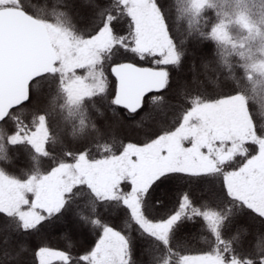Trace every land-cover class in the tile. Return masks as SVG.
Wrapping results in <instances>:
<instances>
[{
	"label": "snow or ice",
	"instance_id": "obj_1",
	"mask_svg": "<svg viewBox=\"0 0 264 264\" xmlns=\"http://www.w3.org/2000/svg\"><path fill=\"white\" fill-rule=\"evenodd\" d=\"M18 2L27 15H34L31 9L24 7L23 0ZM73 6L87 14L89 27L80 30L72 25L71 30L54 31L50 51L45 55L44 67L48 70L27 79L23 98L0 115V162L15 165L23 157L25 163L39 169L43 160L51 161L44 175L56 188L53 199L33 190L32 197L27 198L36 201L30 218L0 210V217L14 220L22 233L36 232L47 222L60 239L67 241L64 248H53L46 240L37 242L32 249V264H137L136 235L142 236L146 245L140 250V255L146 257L142 264H264V187L245 192L228 181L229 172L237 178L244 176L254 163L246 149L251 148L255 153V141L242 146L248 163L240 169L230 167L239 151L213 160L210 166L192 167L181 160L169 161L142 181L125 178L101 193L92 180L85 178V162L89 161L91 147L87 145L82 151L66 149L57 159L48 148L49 142L54 144L55 139L47 136L48 119L57 92L65 98L61 123L67 126L68 117L78 118V130L73 126L70 133L74 143L90 132L99 141L104 135V121L109 114L116 116L115 108L135 114L148 106L166 114L164 106L176 101L164 94L172 84L170 70L179 72L189 57L192 75L178 81L174 90L175 96L188 105L184 113L187 122L198 118L201 100L209 97L210 87L216 95L202 107L223 112L238 109L246 113L252 131L259 136L260 128L264 127L261 123L264 103L255 94L253 72L264 73V59L253 63L245 55L242 44L230 43L231 36L224 23L229 14L217 0H171L172 24L169 10L160 0H140L139 19L135 13L125 11L137 7L134 0H74V5L66 4V11L60 15L70 13ZM121 15L125 16L124 21ZM178 19L181 31H177ZM236 22L247 29L251 37L249 21L238 16ZM141 25L143 38L138 40ZM102 37L108 40L104 47H101ZM229 48L231 52L227 51ZM129 55L132 59H120ZM143 61H148L147 68ZM105 65L110 71H105ZM121 65L143 69L155 78V86L137 93L131 101H122L117 94V70ZM81 70H86V75L78 76ZM89 80L94 87L89 85ZM112 139L115 140V136ZM120 142L123 145V140ZM108 147L105 142V150ZM184 147L176 143L177 151ZM10 150L14 156L8 155ZM260 152L264 158V143L260 145ZM192 153H203V149L199 144H192L186 155ZM209 156L211 158V154ZM3 171L0 168V172ZM179 180L215 181L221 190L217 203H196L185 191L179 195L174 209L165 215L153 216L148 203L151 194L157 189L171 191ZM84 196L88 199L80 201ZM109 202H116V210H126L121 230L100 219L101 212L108 211ZM162 204L158 199L152 207ZM69 207L73 209L71 219L77 220L79 225L66 218ZM77 226L99 229L100 234L90 250L73 255L70 231ZM197 238L202 248L189 243ZM12 243L11 234L0 240V245L5 246L0 249V264H8L29 250V243H20L13 255L8 247Z\"/></svg>",
	"mask_w": 264,
	"mask_h": 264
},
{
	"label": "rangeland",
	"instance_id": "obj_2",
	"mask_svg": "<svg viewBox=\"0 0 264 264\" xmlns=\"http://www.w3.org/2000/svg\"><path fill=\"white\" fill-rule=\"evenodd\" d=\"M12 1L0 0V7L14 6ZM134 2L137 4V7L127 9V11L129 14L135 13L139 19L138 6L140 0H134ZM235 7L233 6L228 11V18L224 20V23L228 27V33L231 36L230 43L235 45L242 44L245 55L250 57L253 63H259L264 59V35L259 34L264 33V10H259L261 12L259 16H256L249 13L250 8L245 7L244 9H240V7ZM238 16L245 17L249 21L252 29L251 37L249 31L243 29L236 22ZM42 22L47 28L51 44L54 40V31L61 29L69 30L62 23ZM133 31L136 32L137 30L133 29ZM139 32L140 35L137 36L138 40L143 38L142 25ZM101 39V47L106 46L108 42L107 37H102ZM198 71L203 70L198 69ZM84 75H86V70H81L78 73V76ZM253 79L257 89L264 91V73L257 75V72L254 71ZM89 85L95 86L91 80H89ZM206 103H208L207 98L201 101V113L198 115V118L193 117L190 123L187 122V118L183 115L182 120L174 129L166 131L163 135L161 133L154 135L155 139L152 137L143 142L124 140L122 145L120 141L123 135L135 130H138V134H141V130L138 129L135 123L126 122L125 120L123 122L113 119L110 122L107 121L105 128L110 132L109 140L111 141V143L108 142L107 144H114L113 149H115L116 153L108 154L101 158H89V161L85 162V178L92 180L97 190L101 193H106L113 183H118L125 178L134 179L138 182L142 181L153 171H156L158 166L167 164L169 161L174 163L177 160H181L191 164L192 167L210 166L213 164V160L228 157L233 151L240 152V156L238 155L237 158L241 160H237L238 164L235 166L236 169H240L242 165L248 163L245 160L243 154L245 150L242 146L245 142L255 141L257 149L255 153H252L251 148H248V151L246 149L248 153L252 154L254 163L244 176L237 178L236 174L229 172L228 181L232 182L234 186L239 187L241 191L251 192L260 190L261 187H264V158H261L260 152V145L264 143L261 137H264V135L258 136L256 132L252 131V124L251 121L247 120L246 113L242 114L238 109L227 112L205 109L202 106ZM48 135L49 131H47ZM113 136H115V140L112 139ZM150 140L151 143H149ZM129 141H131V144H129ZM188 141L191 144H187L186 142ZM177 142L185 145L181 151L176 150ZM192 144H199L200 148L203 149V153H192L191 156L186 155ZM209 154H211V158ZM44 174L31 176L26 179H15L4 172H0V210L18 212L22 217L30 218L33 215L32 206L36 201L34 198L31 201L27 198L32 197L33 190L41 192L47 199L55 197L56 188L53 184L47 182V177ZM158 191L161 193L159 189ZM71 223L77 224L76 222ZM54 232L56 231L54 230ZM81 235L82 230L80 226L70 231V236L74 240H78ZM15 253L16 251L12 254L14 255ZM19 258L21 257H16L13 260L17 261Z\"/></svg>",
	"mask_w": 264,
	"mask_h": 264
},
{
	"label": "trees",
	"instance_id": "obj_3",
	"mask_svg": "<svg viewBox=\"0 0 264 264\" xmlns=\"http://www.w3.org/2000/svg\"><path fill=\"white\" fill-rule=\"evenodd\" d=\"M12 2L14 6L21 8L18 0H13ZM160 2L166 10H169V22L170 24H172L173 20L170 12L171 0H160ZM217 3L218 5H223V7L226 8L227 12L232 9L233 6H236L235 8L240 7V9H244L245 7H247L250 8L249 13L259 16L261 12L259 10H264V0H217ZM238 3L239 6L237 7ZM66 4L74 5V0H23L24 7L31 9L32 13L34 14L32 16L36 17L37 19L47 22L62 23L69 30H71L72 25H75L80 30H84L85 28L89 27L87 14L82 11H78L75 6L71 8L70 13L66 15H60V13L66 11ZM125 11L128 13L127 9ZM82 15L85 16V19H81ZM124 20L125 16L121 15V21ZM177 31H181L179 19L177 21ZM208 47L211 48V45L209 44ZM231 50L232 49L229 48L227 51L231 52ZM120 59H132V57L131 55H129L127 57H120ZM190 61V57L186 58L185 63L183 64V67L179 72H177L175 69L170 70L172 74V84L164 94L168 96L169 99L176 101L171 105L166 104L164 106V108L166 109V114L165 112H163V110L156 109L155 107L149 108L148 106H145L144 109L135 114H129L123 109L115 108L116 116L113 117L111 116V114H109L108 119L104 121V135L100 138L99 141L95 140V134L91 132L78 142L74 143L70 139L72 127L75 126L78 130V118L68 117L67 126L61 123V107L65 103V98L63 95L57 92L55 101L52 106V114H50L48 119V136L55 139L54 144L51 141L49 142V151L54 153L57 159L61 157L62 153L66 149L69 151H82L87 145L91 147V151L88 154L89 158L91 159L101 158L102 156L116 153L115 149H113L114 144L109 145L107 150H105L104 148V142L111 143V141L109 140L110 132H108L109 130L105 128V124L107 121L110 122L112 119L119 122H123L125 120L126 122L135 123L138 126V129L141 130V134H138V130L127 132L122 137L123 143L124 140L143 142L149 138L154 137V135L165 133L166 131L174 129L176 125L179 124V122L182 120L183 115L188 108V105L186 103L182 102L179 97L175 96L174 90L180 79L182 81L191 77L192 74L190 71ZM141 63L147 65L148 61H143ZM105 71H110L107 65H105ZM254 90L257 97L261 100L262 103H264V91H262L261 89L258 90L256 85ZM208 91L209 97L207 99L213 98L216 95V93L212 92V89L210 87ZM204 99H202L201 101H203ZM261 115H264V111L261 112ZM261 123L264 124V121H261ZM263 129L264 127L260 128L259 135H264ZM8 155L14 156V152L10 150ZM0 156H2V149H0ZM237 160L241 159L236 158L231 163V168H236L235 166L238 164ZM50 167L51 161L43 160L39 169H33L31 165L25 163L23 157L21 158L20 162L15 165L8 164L6 162H0V168L5 170L3 172L15 179H26L31 176H38L40 174L48 172V169ZM160 191L161 193H159L158 189L155 190L149 198V211L153 216H162L167 214L170 209H174L178 202L179 195L185 191L188 192L190 197L196 203H199L201 201H209L213 205L217 203V197H219V195L221 194V190L217 187L215 181L185 182L183 180H179L174 183L171 191ZM214 193L216 194L215 197L213 196ZM87 199L88 197L84 196L80 198V201ZM158 199L163 201L162 206L153 208V202ZM107 208L108 211L101 212L100 219L103 223L109 224L117 230H121L123 228V218L126 210L122 208L116 210V202H109L107 204ZM72 214L73 209L69 207L65 213V216L66 218L71 219ZM85 214H87L86 209ZM71 222H76L79 225V222L75 219H71ZM197 227H199L198 224ZM80 228L82 230V235L78 238V240H74L72 236H70L74 244V247L72 249L73 255H80L83 252L90 250L100 234L99 229L93 230L89 226H80ZM227 232L230 233L231 229H228ZM8 234H11L13 237V243L8 246L11 253H13L14 251H18L17 246L20 243H29V250L27 252L21 253L19 255L21 258H19L17 261L11 260L8 262V264H32V249L36 246L37 242L46 240L47 243L53 248H64L67 243V241L62 240L58 237L59 234L57 232H54V229H50L47 226V222H45L44 225H41L38 231L26 234L19 231L14 220L0 217V240H2L3 237ZM134 239L137 244V264H142V261L146 259V257L140 255V250L146 246L144 238L142 236L136 235ZM189 243L194 244L197 248L203 247V244L199 241L198 238L194 241H189ZM4 247V245H0V249ZM240 250L241 249L237 248V251Z\"/></svg>",
	"mask_w": 264,
	"mask_h": 264
},
{
	"label": "water",
	"instance_id": "obj_4",
	"mask_svg": "<svg viewBox=\"0 0 264 264\" xmlns=\"http://www.w3.org/2000/svg\"><path fill=\"white\" fill-rule=\"evenodd\" d=\"M50 45L42 21L27 15L20 7H0V115L23 98L27 79L48 70L44 65ZM117 72V94L122 101H131L137 93L155 86V78L143 69L121 65Z\"/></svg>",
	"mask_w": 264,
	"mask_h": 264
}]
</instances>
